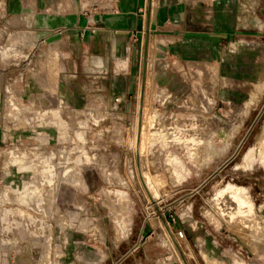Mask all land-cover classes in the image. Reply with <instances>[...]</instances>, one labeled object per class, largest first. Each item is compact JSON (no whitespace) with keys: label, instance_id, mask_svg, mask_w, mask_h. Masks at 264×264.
<instances>
[{"label":"rangeland","instance_id":"obj_1","mask_svg":"<svg viewBox=\"0 0 264 264\" xmlns=\"http://www.w3.org/2000/svg\"><path fill=\"white\" fill-rule=\"evenodd\" d=\"M76 1L91 33L183 11L125 43L139 76L121 98L73 75L58 45L31 44L28 26L14 33L0 6V264H264V0ZM151 75L153 199L134 146Z\"/></svg>","mask_w":264,"mask_h":264},{"label":"crops","instance_id":"obj_2","mask_svg":"<svg viewBox=\"0 0 264 264\" xmlns=\"http://www.w3.org/2000/svg\"><path fill=\"white\" fill-rule=\"evenodd\" d=\"M0 6L1 9L7 10V17H9L13 29H15L14 33L23 30L17 28V26H28L25 30L28 31L31 44L35 46L41 43H49L50 46L58 45L61 48V57L65 61H73L71 65L74 63L76 68L72 69L71 73L73 75H77V77L84 76L90 80L94 79L96 83L102 85L108 82L110 97L121 96V98L135 92L139 76L137 55L139 51L135 52V44L127 46L125 43L131 39V36L143 35L142 38H144L145 33L150 30L153 24L172 26L173 21L182 18L183 11L182 8H172L173 11L170 9L168 13L161 12L160 17H156L155 23H152L155 12L159 8L157 7L156 10L155 7L154 11L151 12L149 7V12L146 15L138 13L134 18V13L129 12V15L133 17H116L112 23L113 27L100 28L95 33H91L90 29L86 27V19L83 17L76 0H66V2H63V0H0ZM141 6H146V3L141 4ZM199 6L202 7L201 4ZM222 6L223 4L209 7H213L214 13L216 10L221 13L225 10ZM208 8L205 11L207 16ZM61 10H67V12L60 13ZM236 10L239 12L238 17L241 18V2L237 5ZM140 11H143V9L141 8ZM159 13L157 11V15ZM24 14L29 16L25 17ZM165 14L170 17L174 16L173 21L169 17H165ZM214 17L210 18L208 16L209 19ZM129 19L131 20L128 21ZM195 20H199V18H195ZM118 26L121 29L118 30ZM159 32L166 34L163 30ZM116 35L118 36L116 37ZM168 35L174 36L179 35V33L172 30L168 31ZM196 39L200 40L197 41L200 45L207 42L206 38ZM117 49L122 50V54L113 59V51L115 52ZM108 75L109 77H106ZM166 75L167 69L164 68L159 82L164 83L165 78H167ZM155 79L156 77L152 75L146 79V98L149 95L148 91L154 90ZM171 79V77L167 78V81L171 82ZM172 86H169V88H173ZM139 96L141 97V92ZM187 100L188 97L186 96L185 101Z\"/></svg>","mask_w":264,"mask_h":264},{"label":"bare ground","instance_id":"obj_3","mask_svg":"<svg viewBox=\"0 0 264 264\" xmlns=\"http://www.w3.org/2000/svg\"><path fill=\"white\" fill-rule=\"evenodd\" d=\"M154 3V2H153ZM258 94V93H257ZM256 94V95H257ZM141 103H140V110H139V135L138 137L136 138V142H135V151L136 153H138V161H139V164H138V174H139V178L142 179V182L144 184V187L147 191V193L150 195L151 199H153L152 195H151V191L152 192H155L156 191V187L154 185V179L151 175H149L147 173V170L149 168V161L147 159V156L144 154V149H143V136L145 134V131H146V127L145 125L143 124V116L144 115V99H145V87L143 88V90L141 91ZM149 121V120H148ZM147 133V132H146ZM146 136V135H145ZM147 137V136H146ZM147 139V138H146ZM147 145V144H145ZM145 148V147H144ZM264 148V137L263 139L261 140V142L258 144V154L260 153L261 155H264L262 150ZM261 158V157H260ZM141 181V180H140ZM236 190V189H234ZM238 190V189H237ZM236 192V191H235ZM228 193V192H227ZM231 193V192H229ZM226 192H223L222 195L225 196ZM232 195V194H231ZM234 196V195H233ZM230 197V195H229ZM231 199V198H230ZM229 202H231V200H229ZM234 203V202H233ZM244 203V202H243ZM236 204V203H235ZM238 204V203H237ZM219 205V204H218ZM243 205V204H242ZM220 206V205H219ZM226 207V206H225ZM224 207V209H225ZM237 207V206H236ZM245 207V206H244ZM246 208V207H245ZM244 208V209H245ZM233 209H236V208H233ZM242 209V208H241ZM225 213H227L225 211ZM246 221V220H245ZM248 222V221H247ZM246 222V223H247ZM249 223V222H248ZM170 235V234H169ZM171 236V235H170ZM173 241V240H172ZM178 243V242H177ZM175 248L177 247V244L175 243V241L173 242ZM177 250V249H176ZM178 253V252H177ZM183 263V261L181 262ZM184 264V263H183Z\"/></svg>","mask_w":264,"mask_h":264},{"label":"built area","instance_id":"obj_4","mask_svg":"<svg viewBox=\"0 0 264 264\" xmlns=\"http://www.w3.org/2000/svg\"><path fill=\"white\" fill-rule=\"evenodd\" d=\"M116 103H117V104H120V103H122V100H121V99H116ZM178 237H179L180 239H182V238H184V234H183L182 232H179V233H178Z\"/></svg>","mask_w":264,"mask_h":264}]
</instances>
